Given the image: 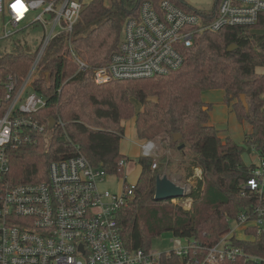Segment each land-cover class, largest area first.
Here are the masks:
<instances>
[{"label": "trees", "instance_id": "trees-1", "mask_svg": "<svg viewBox=\"0 0 264 264\" xmlns=\"http://www.w3.org/2000/svg\"><path fill=\"white\" fill-rule=\"evenodd\" d=\"M79 1L82 7L68 39L91 68L77 72L74 61L56 54L59 40L52 43L42 69L30 84V89L45 100V105L31 114L45 130H28L30 141L9 147L6 178L13 182L45 180L51 161L77 153L107 174L122 177L124 163L129 161L120 151L123 121L133 118L138 140L167 141L190 159L186 178L193 174L192 167L200 168L202 174L185 197L177 198L180 202L191 199V210H185L172 199L154 198L156 178L169 161L162 156L152 168L153 157L140 154L134 193L117 213L122 238L128 248L150 250L153 237L171 231L174 237H187L196 258L201 259L206 247L228 233L242 210L264 200V192L260 199L250 191L241 194L256 166L243 161V152L255 150L257 158L264 157V74L256 71L264 67V33L251 31L264 30V11L252 26H226L198 34L184 49L182 65L173 71L96 83L93 68L108 61L118 46L125 18L137 15L145 0H116L110 5L104 0ZM171 1L185 10L197 11L184 0ZM219 1L215 0L210 18L216 15ZM231 44L236 48L228 51ZM27 45L26 40L13 39L0 50V115L9 106L5 100L7 76L12 75L20 87L32 61ZM217 89L237 119L250 125L243 145L228 136L220 138L216 127L208 123L212 106L202 94ZM135 102L140 104L139 110ZM50 118L55 119L51 129ZM173 134L181 138L173 142ZM180 144L183 147L178 149ZM128 185L124 178L123 188ZM232 240L247 255L264 253V236L253 242ZM215 264L254 262L240 257Z\"/></svg>", "mask_w": 264, "mask_h": 264}, {"label": "built area", "instance_id": "built-area-1", "mask_svg": "<svg viewBox=\"0 0 264 264\" xmlns=\"http://www.w3.org/2000/svg\"><path fill=\"white\" fill-rule=\"evenodd\" d=\"M14 2L0 0V42L33 25H38L43 35L35 49L27 50L32 61L20 87H16L12 75L7 76L5 85L9 106L0 115V264H215L240 257L264 264V253L247 255L232 240L253 242L264 236V200L260 199L264 192V157L258 158L241 189L242 195L250 191L260 200L242 210L228 233L206 247L201 259L196 258L187 237H174L171 249L166 251L128 248L117 213L133 195L135 183H128L119 193L101 190L98 184L108 174L82 153L51 161L47 178L39 182L6 178L9 147L30 141L28 130H45L43 123L31 117L45 100L30 89V84L42 69L52 43L59 40L56 54L74 61L77 72L91 68L68 39L81 1L23 0L27 10L22 16L11 8ZM263 11L264 0H220L216 15L210 18V10L188 11L171 0H145L137 15L125 18L116 50L106 63L93 68V79L103 83L166 74L182 65L184 49L198 34L226 26H252ZM155 150L153 140L141 144L142 155L152 156ZM155 166L153 162L152 168Z\"/></svg>", "mask_w": 264, "mask_h": 264}, {"label": "rangeland", "instance_id": "rangeland-1", "mask_svg": "<svg viewBox=\"0 0 264 264\" xmlns=\"http://www.w3.org/2000/svg\"><path fill=\"white\" fill-rule=\"evenodd\" d=\"M6 2V0H4ZM88 1V0H83ZM113 1L116 0H104L105 3L110 5ZM119 1V0H117ZM188 5L197 10H211L214 7L215 0H184ZM38 12V11H37ZM34 12L28 16V21ZM27 22V21H26ZM25 24L22 22L21 25ZM261 29H251L252 32H258ZM43 32L39 29V26H30L25 31L19 33L17 36L11 38L10 40L23 39L28 40L27 50L35 49V45L41 39ZM8 40V41H10ZM6 41V42H8ZM6 42H0V49L3 48ZM258 73L264 74V67L260 66L256 68ZM222 91L220 89L204 92L202 97L204 100L208 101L211 104L212 108L209 112L208 123L212 124L218 130V136L224 139L226 136L232 138L235 142L243 145L244 135L250 129V125L247 121L240 122L235 113L231 111V108L224 103L221 98ZM264 99V93H263ZM135 107L137 110L140 109V104L135 102ZM133 118H129L123 121L125 128V134L122 138L121 151L128 155L129 161L125 163L124 166V175L122 177H117L112 174H108L105 177L103 182L98 184L101 190H107L110 193H119L122 190L123 180L126 179V182L129 184L136 183L138 175L140 173V165L137 163V153L140 150L141 144L136 140V134L133 128ZM226 135V136H225ZM156 150L155 154L152 155L153 162L158 163L160 157L164 156L168 165L165 164L160 177L166 176L168 179L174 183L185 187L186 192L191 188H194L201 178L200 168L192 167L193 174L188 178L186 175V167L189 162V158L185 155H182L178 150L172 148L169 143L163 144L161 141H155ZM137 155V156H136ZM257 151H251L247 153L246 151L242 154V159L246 164L257 163L259 159L257 158ZM188 199V200H186ZM181 202L177 198L172 199L173 203L181 204L185 210H191V199L186 198ZM234 224L231 223V226ZM174 234L171 231H166L161 233L158 236H155L151 239L150 249L154 251H166L171 249L173 244Z\"/></svg>", "mask_w": 264, "mask_h": 264}, {"label": "water", "instance_id": "water-1", "mask_svg": "<svg viewBox=\"0 0 264 264\" xmlns=\"http://www.w3.org/2000/svg\"><path fill=\"white\" fill-rule=\"evenodd\" d=\"M236 48L235 44H231L228 46L227 50L232 51ZM241 101L246 109H248V105L245 99V95L241 94ZM55 125V119L50 118L48 122V128L51 129ZM181 138L180 134H173L172 135V141L176 142L178 139ZM183 144H180L178 146V149L182 148ZM187 192L185 191L184 187L181 185H178L168 179L165 175L160 177L157 176L156 178V184H155V193L154 198L156 200H166V199H174V198H181L185 197Z\"/></svg>", "mask_w": 264, "mask_h": 264}, {"label": "clouds", "instance_id": "clouds-1", "mask_svg": "<svg viewBox=\"0 0 264 264\" xmlns=\"http://www.w3.org/2000/svg\"><path fill=\"white\" fill-rule=\"evenodd\" d=\"M11 8L16 12L18 16H22L27 10L25 4L23 3V0H15V2L11 4Z\"/></svg>", "mask_w": 264, "mask_h": 264}, {"label": "crops", "instance_id": "crops-1", "mask_svg": "<svg viewBox=\"0 0 264 264\" xmlns=\"http://www.w3.org/2000/svg\"><path fill=\"white\" fill-rule=\"evenodd\" d=\"M89 1V0H88ZM84 2H87V1H84ZM105 4H107V3H105ZM108 5V4H107ZM258 32H263L264 33V30H258ZM210 91H213V90H210ZM207 92V91H206ZM203 95V94H202ZM223 97V92H222V95H221V98ZM202 99H203V97H202ZM204 100V99H203ZM205 102H208V101H206V100H204ZM210 112V111H209ZM133 128H134V121H133ZM134 132H135V129H134ZM226 136V135H225ZM137 139V138H136ZM138 143H143L144 142V140H136ZM155 141H158V140H155ZM121 144H122V139H121V142H120V151L122 150L121 149ZM122 152V151H121ZM123 153V152H122ZM140 154H142L141 152H140V150L138 151V153H137V155L139 156ZM136 155V156H137ZM128 156V155H127ZM137 156V157H138ZM186 191V190H185Z\"/></svg>", "mask_w": 264, "mask_h": 264}]
</instances>
